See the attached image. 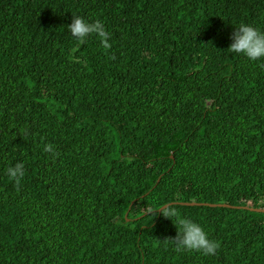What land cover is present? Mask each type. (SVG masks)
<instances>
[{"label": "trees", "instance_id": "obj_1", "mask_svg": "<svg viewBox=\"0 0 264 264\" xmlns=\"http://www.w3.org/2000/svg\"><path fill=\"white\" fill-rule=\"evenodd\" d=\"M240 24L264 31V0H0V264H264L242 208L264 209V58L227 49ZM162 205L215 254L177 252Z\"/></svg>", "mask_w": 264, "mask_h": 264}, {"label": "clouds", "instance_id": "obj_2", "mask_svg": "<svg viewBox=\"0 0 264 264\" xmlns=\"http://www.w3.org/2000/svg\"><path fill=\"white\" fill-rule=\"evenodd\" d=\"M69 35L75 39L77 44L85 43L89 36H95L104 49L109 48V33L105 30L100 21L88 22L80 16L71 17L70 23L66 26ZM230 44L228 50L235 54H242L249 61H256L264 58V31L257 28L240 24L232 29L230 34ZM43 150L48 153L53 152L51 144H45ZM7 177L13 182H19L24 176V167L21 163H16L6 169ZM159 214L169 220L174 221L178 226L175 235L165 239L169 241L177 252H198L204 256L214 255L218 243L208 237L203 227L188 218L178 217L176 209L170 205L160 206Z\"/></svg>", "mask_w": 264, "mask_h": 264}, {"label": "water", "instance_id": "obj_3", "mask_svg": "<svg viewBox=\"0 0 264 264\" xmlns=\"http://www.w3.org/2000/svg\"><path fill=\"white\" fill-rule=\"evenodd\" d=\"M179 204L185 205V206L206 205V204H198V203H192V202L191 203H179ZM221 206L227 207V205H221ZM242 208L247 209L252 212L264 213V209L262 208H249V207H242Z\"/></svg>", "mask_w": 264, "mask_h": 264}]
</instances>
